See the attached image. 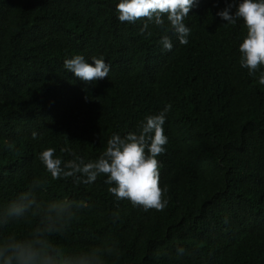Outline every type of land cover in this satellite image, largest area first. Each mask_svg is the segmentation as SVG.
I'll return each mask as SVG.
<instances>
[{
  "label": "trees",
  "instance_id": "16d2710c",
  "mask_svg": "<svg viewBox=\"0 0 264 264\" xmlns=\"http://www.w3.org/2000/svg\"><path fill=\"white\" fill-rule=\"evenodd\" d=\"M115 3L0 0V250L24 242L54 264H264V85L239 65L242 21L216 15L225 0H195L180 45L167 21L119 22ZM74 55L103 57L108 76L66 72ZM165 105L162 210L117 200L104 174L53 179L37 158L51 147L62 163L95 160Z\"/></svg>",
  "mask_w": 264,
  "mask_h": 264
},
{
  "label": "clouds",
  "instance_id": "9594fccd",
  "mask_svg": "<svg viewBox=\"0 0 264 264\" xmlns=\"http://www.w3.org/2000/svg\"><path fill=\"white\" fill-rule=\"evenodd\" d=\"M195 0H116L114 11L116 19L123 23L134 24L143 18L141 32L149 24L163 26L165 21L180 45L188 44L190 28L185 25ZM216 15L224 22L234 24L242 21L246 35L238 45L239 65L247 69L249 76H256L260 68L257 83L264 85V0H225L223 9ZM165 51H171L173 45L168 35L160 38ZM63 68L73 76L88 83L108 76L110 65L103 57H91L86 61L82 55H74L63 61ZM170 105L155 114L146 115L140 121L137 131H129L123 136L113 134L106 142L105 150L95 159L84 162L75 158L62 163L54 155V148H45L38 153V159L53 179L77 176L81 183L92 184L98 175L104 174V183L110 185L108 192L117 200L127 199L134 206L145 210H162L167 200L162 199L165 191L158 186L159 168L156 157L162 154L168 137L164 134L166 113ZM35 135V134H33ZM68 151L70 149H61ZM26 199V197L22 198ZM25 211L23 203H14L9 215L20 216ZM182 251V249H178ZM7 253L0 264H54L51 254L43 256L24 242H10L0 254ZM66 264H74L67 261Z\"/></svg>",
  "mask_w": 264,
  "mask_h": 264
}]
</instances>
